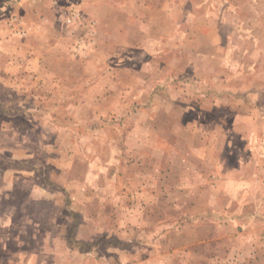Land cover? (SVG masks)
<instances>
[{"label": "rangeland", "instance_id": "1", "mask_svg": "<svg viewBox=\"0 0 264 264\" xmlns=\"http://www.w3.org/2000/svg\"><path fill=\"white\" fill-rule=\"evenodd\" d=\"M0 264H264V0H0Z\"/></svg>", "mask_w": 264, "mask_h": 264}]
</instances>
